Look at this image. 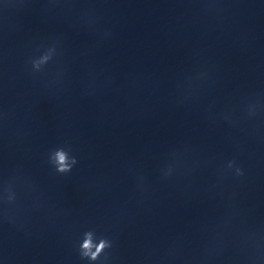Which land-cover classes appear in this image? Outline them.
Returning <instances> with one entry per match:
<instances>
[{"label":"clouds","instance_id":"1","mask_svg":"<svg viewBox=\"0 0 264 264\" xmlns=\"http://www.w3.org/2000/svg\"><path fill=\"white\" fill-rule=\"evenodd\" d=\"M57 160H58V163L60 164V170L61 171H64L66 170V156L63 152H58L57 153ZM85 245H89L88 243H86ZM84 245V247H85ZM94 258V257H93Z\"/></svg>","mask_w":264,"mask_h":264},{"label":"snow or ice","instance_id":"2","mask_svg":"<svg viewBox=\"0 0 264 264\" xmlns=\"http://www.w3.org/2000/svg\"><path fill=\"white\" fill-rule=\"evenodd\" d=\"M90 246L89 245H85V248H89ZM100 248H103V245H100ZM100 248L97 249V252H99Z\"/></svg>","mask_w":264,"mask_h":264}]
</instances>
